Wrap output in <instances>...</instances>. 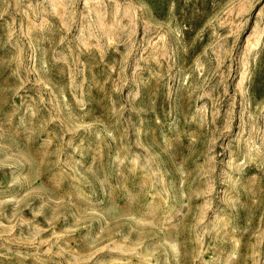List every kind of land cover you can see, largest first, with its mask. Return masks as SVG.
<instances>
[{"label": "rangeland", "instance_id": "obj_1", "mask_svg": "<svg viewBox=\"0 0 264 264\" xmlns=\"http://www.w3.org/2000/svg\"><path fill=\"white\" fill-rule=\"evenodd\" d=\"M0 264H264V0H0Z\"/></svg>", "mask_w": 264, "mask_h": 264}]
</instances>
